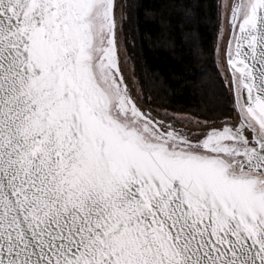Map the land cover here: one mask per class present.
Instances as JSON below:
<instances>
[{
  "label": "snow or ice",
  "instance_id": "obj_1",
  "mask_svg": "<svg viewBox=\"0 0 264 264\" xmlns=\"http://www.w3.org/2000/svg\"><path fill=\"white\" fill-rule=\"evenodd\" d=\"M226 6L239 120L197 134L132 99L117 0H0V264H264V0Z\"/></svg>",
  "mask_w": 264,
  "mask_h": 264
},
{
  "label": "trees",
  "instance_id": "obj_2",
  "mask_svg": "<svg viewBox=\"0 0 264 264\" xmlns=\"http://www.w3.org/2000/svg\"><path fill=\"white\" fill-rule=\"evenodd\" d=\"M117 3L123 6L117 40L141 90L140 106L190 113L207 122L237 116L216 60L221 0Z\"/></svg>",
  "mask_w": 264,
  "mask_h": 264
},
{
  "label": "rangeland",
  "instance_id": "obj_3",
  "mask_svg": "<svg viewBox=\"0 0 264 264\" xmlns=\"http://www.w3.org/2000/svg\"><path fill=\"white\" fill-rule=\"evenodd\" d=\"M233 0H221V28L217 39V46H216V60L225 81H226V70H225V47L227 44V39L229 37V16H230V7L226 5H230ZM119 25V22H118ZM118 48L121 53V60H122V74L124 76V82L129 89V93L131 94L132 98L139 104V98L141 99L142 94L141 90L136 82V79L132 75V69L130 68V64L128 62L123 42L122 40H117ZM141 101V100H140ZM141 103V102H140ZM140 105V104H139ZM142 107H145L141 105ZM153 109V108H151ZM161 116L172 119L180 125H191V127L197 128H206L209 126L214 125L215 123L220 122H207L204 120H200L194 115L190 113L184 112H175L168 109H155Z\"/></svg>",
  "mask_w": 264,
  "mask_h": 264
},
{
  "label": "flooded vegetation",
  "instance_id": "obj_4",
  "mask_svg": "<svg viewBox=\"0 0 264 264\" xmlns=\"http://www.w3.org/2000/svg\"><path fill=\"white\" fill-rule=\"evenodd\" d=\"M128 91H129V89H128ZM131 95V94H130ZM132 97V96H131ZM136 102V101H135ZM137 103V102H136ZM137 105L144 111V112H146V113H150L152 116H154L155 118H156V120L157 121H161V120H163V122L165 123V124H172V126L173 127H180V128H183V130L184 131H188V128L187 127H184V125H180V124H178L177 122H175L174 120H172V119H167V118H165V117H163V116H161L155 109H151V108H148V107H141L138 103H137ZM238 120H239V117L238 116H236L235 118H232V119H230V121H231V123H233V124H236L237 122H238ZM223 121H220V123H215L214 125H212V126H209V127H206V128H203V129H201V128H197V127H191L192 128V131L194 132V133H197V134H199V133H203V132H206L207 130H209V129H211V128H220V127H222L223 126V123H222Z\"/></svg>",
  "mask_w": 264,
  "mask_h": 264
},
{
  "label": "water",
  "instance_id": "obj_5",
  "mask_svg": "<svg viewBox=\"0 0 264 264\" xmlns=\"http://www.w3.org/2000/svg\"><path fill=\"white\" fill-rule=\"evenodd\" d=\"M228 39H229V37H228ZM228 39H227V42H228ZM125 83V82H124ZM128 88V87H127ZM133 99V98H132ZM134 100V99H133ZM135 101V100H134ZM139 107V106H138ZM140 108V107H139ZM141 109V108H140ZM142 110V109H141Z\"/></svg>",
  "mask_w": 264,
  "mask_h": 264
}]
</instances>
